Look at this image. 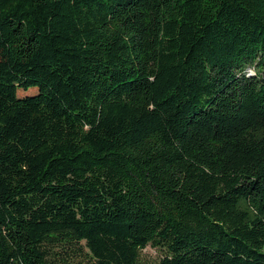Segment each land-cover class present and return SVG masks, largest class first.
Instances as JSON below:
<instances>
[{
    "label": "trees",
    "instance_id": "obj_1",
    "mask_svg": "<svg viewBox=\"0 0 264 264\" xmlns=\"http://www.w3.org/2000/svg\"><path fill=\"white\" fill-rule=\"evenodd\" d=\"M147 246L264 264V0H0V264Z\"/></svg>",
    "mask_w": 264,
    "mask_h": 264
},
{
    "label": "rangeland",
    "instance_id": "obj_2",
    "mask_svg": "<svg viewBox=\"0 0 264 264\" xmlns=\"http://www.w3.org/2000/svg\"><path fill=\"white\" fill-rule=\"evenodd\" d=\"M254 71L252 69L248 70V75H253ZM164 254V251L159 249V248H154L151 246H147L144 250H142L141 252V261L143 263H154L156 261H158V259H160V257H162V255Z\"/></svg>",
    "mask_w": 264,
    "mask_h": 264
}]
</instances>
